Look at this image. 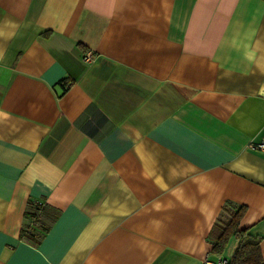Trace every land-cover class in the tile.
I'll return each instance as SVG.
<instances>
[{
  "label": "crops",
  "instance_id": "0c3cea01",
  "mask_svg": "<svg viewBox=\"0 0 264 264\" xmlns=\"http://www.w3.org/2000/svg\"><path fill=\"white\" fill-rule=\"evenodd\" d=\"M262 139L264 0H0V264H203L225 200L264 257Z\"/></svg>",
  "mask_w": 264,
  "mask_h": 264
},
{
  "label": "trees",
  "instance_id": "16d2710c",
  "mask_svg": "<svg viewBox=\"0 0 264 264\" xmlns=\"http://www.w3.org/2000/svg\"><path fill=\"white\" fill-rule=\"evenodd\" d=\"M62 82L66 83L64 79ZM245 210L243 204L232 200L224 201L209 232V237L213 239L208 253L210 258L225 253L229 242L234 239L235 247L225 264H264L260 250L262 236L253 233L250 227H239V220ZM43 214L48 218L49 223L40 219ZM58 214V210L51 208L40 198H30L25 210L26 223L20 237L37 244Z\"/></svg>",
  "mask_w": 264,
  "mask_h": 264
},
{
  "label": "built area",
  "instance_id": "2783aa9c",
  "mask_svg": "<svg viewBox=\"0 0 264 264\" xmlns=\"http://www.w3.org/2000/svg\"><path fill=\"white\" fill-rule=\"evenodd\" d=\"M82 59L86 62H91L94 60L93 55L89 52L86 51L83 55H82ZM65 83V82H64ZM68 83L66 82L65 85H67ZM257 148L264 150V139H262L257 145ZM227 261V257L224 255H219L216 256L215 258H210L208 256V254L206 255V257L203 260V264H225Z\"/></svg>",
  "mask_w": 264,
  "mask_h": 264
}]
</instances>
